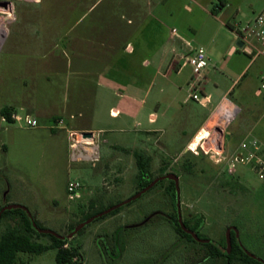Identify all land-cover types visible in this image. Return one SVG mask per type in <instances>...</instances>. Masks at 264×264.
<instances>
[{"label": "rangeland", "instance_id": "1", "mask_svg": "<svg viewBox=\"0 0 264 264\" xmlns=\"http://www.w3.org/2000/svg\"><path fill=\"white\" fill-rule=\"evenodd\" d=\"M50 3L51 0H16L18 21L9 25V34L0 50V207L11 202L24 205L43 226L66 235L70 225L76 224L89 210L91 202L99 205L104 201H122L136 192L138 167L132 150L142 149L152 158L151 178L168 172L179 176L182 217L204 216L200 231L203 239L224 244L228 228L233 226L241 245L264 259V179L243 162L229 172L227 162L215 161V151H221L224 146L226 155L236 152L247 137L259 139L264 148V56L253 58L238 47V36L232 27L258 14L264 8V0H227L223 6L220 0H166L159 7L152 6L154 16L160 20L148 21L144 28L139 25L136 38L133 27L122 22L125 27L122 41L132 40L136 51L113 55L115 61L129 67L127 72L140 83H149L153 78V85L138 120L141 125L117 124L114 132L103 134L102 139L106 137L108 142H100L102 166L86 161L71 162L68 133L53 129L55 121L46 115L58 110L63 97L60 89L52 86L50 77L58 72L55 79L60 85H66V74L73 71L69 70L73 55L67 46L66 29L51 21ZM58 5L61 11L65 9L64 2ZM102 24L109 29L118 23ZM145 26L153 32L152 47L147 45L142 50L136 40H145ZM174 27L194 48L204 47L209 58L205 74L211 72L206 76L212 79L207 84L213 93L212 102L190 99L184 106L194 110L192 120L184 116L175 119L188 87L181 90L177 86L169 87L163 75L167 73L166 66L159 69L161 64L157 60L163 43L171 46L179 40L176 38L174 42L170 37ZM182 43L180 49L168 51L170 61H175L174 68L186 62L192 53ZM233 45L236 50L231 53ZM144 58L149 63L142 65ZM90 72L93 74L85 80L92 82L91 85L103 82L113 72L119 73L110 69ZM121 75L123 83L131 78L123 71ZM77 76L70 74L71 87L66 88V95L73 93ZM170 80L178 82L180 77L173 72ZM199 92L200 96L205 95L203 88ZM23 100L40 106L38 113L33 115V107L20 110L11 106V117L15 120L13 114L30 113L38 121L36 127L26 126L23 121L9 123L1 114L4 106ZM151 112L157 114L154 122H150ZM210 112L207 127L197 133L191 149L182 150ZM82 119L86 126L89 121ZM146 129L158 131L146 136L143 132ZM216 129L224 134L221 132L218 137ZM117 143L125 147L117 148ZM117 153L121 159L110 164ZM76 181L83 185L82 196L69 199L68 185ZM174 202L169 179L159 180L138 199L122 205L116 214L95 220L68 238L66 246L79 250L73 261L80 264H224L221 258H203L207 246L202 241L184 238L177 243L178 234L168 220L174 212ZM10 224L14 222L2 220L0 231ZM36 239L49 242L47 236ZM56 252L57 249L40 254L19 252L18 260L20 264H56Z\"/></svg>", "mask_w": 264, "mask_h": 264}, {"label": "crops", "instance_id": "2", "mask_svg": "<svg viewBox=\"0 0 264 264\" xmlns=\"http://www.w3.org/2000/svg\"><path fill=\"white\" fill-rule=\"evenodd\" d=\"M60 1L64 2L65 6V9L62 11L58 8L60 7L58 5ZM164 1L166 0H51L50 5L53 11L51 21L53 23L61 24V26H64L66 29L65 35L68 38L67 46L69 52L73 55L69 70L74 71L67 72L66 77L68 80L66 81V85H60V83L55 79L58 77V72L53 74L54 77H50L52 86L55 85L56 89H60L63 94L60 106L58 107V110H56L58 114H54L56 111L54 112L52 110L46 113L48 117H51L55 121V125L52 126L53 129L66 130L67 133L72 129L95 131L102 130L103 134H106L108 132H114L116 128L113 127L117 124L120 125L134 122L136 125H141V122L138 120L142 115V110L144 108L143 104L145 103V100L152 88L153 78H150L149 83L147 79V82L140 83L138 78L131 76L130 73L127 72V68L129 69V67H122L120 63H116V58L113 55H119L122 51L124 52L127 50L131 53L136 51L135 43L132 42V40H128L126 42L122 41L124 33L123 29L125 28L122 25V22L126 21V24L130 28L133 27L134 31L132 34L136 38V31L139 25L140 28H144V23H147L148 21L153 22L154 20H160V18L154 16L152 6L156 4V6L159 7L164 3ZM220 2L221 6L227 4V0H220ZM54 11H56V13H54ZM94 11H97V13L93 14ZM243 16H246V14L243 13ZM17 21L18 20L15 22ZM106 22H116L118 24L108 29V25L102 24ZM64 23L65 25H63ZM147 28L148 27L145 26L143 34L145 40H136L138 48L142 50L146 47L148 48L147 45L152 47L150 41L153 38V32L147 31ZM132 34H130V36H132ZM124 35L126 36V34ZM171 39L173 41L176 40V38ZM181 44L183 43L180 39L176 40V43L171 46L170 44L168 45L167 43H163L160 47V51L158 52L159 54L161 53V56H159L157 60L161 64L159 69L166 66L167 73H164L163 75L167 78L169 87L177 86L179 90L188 87V94L183 99L181 105L182 109L178 112L179 114L176 115L175 119H178L179 116H184L186 119L192 120L195 117L194 110L190 107L184 106L188 104L190 99H193L188 98V95L194 92L199 94L200 88H203L204 94L209 95V100L212 102L213 93L207 89L208 81L211 82L212 79L210 78V80L208 76H206L199 89L194 90L190 83L192 79L191 66L187 62H184L181 66L177 68L175 67L176 69L174 68L175 61H170L168 51L170 49H180L179 45ZM235 50L236 47L233 45L231 53L235 52ZM144 63H149L147 58L142 60V65ZM103 69H110L118 71L119 73L113 72L110 76L105 78L103 82H94L93 85H91L92 82H86V76L93 74L90 71L97 73ZM122 71L131 76L128 82L123 83L121 81ZM173 72L176 73L177 77H180L178 82L170 80ZM71 73L78 75L77 81L74 83L75 85H73V93L71 94L68 92L66 95V88L70 90L71 87ZM208 73L206 75L210 76L211 72L209 71ZM235 82L236 80L232 82V85ZM146 86L147 88H145ZM223 97L217 103H219ZM36 99L37 98H35L34 102ZM115 103L119 105L116 106ZM7 106H12L20 110L33 107V115L34 113H38V107H40L34 105L33 102L26 100ZM211 113L212 112H210V115L207 116L203 123L193 133L191 138L185 143L182 150L191 149V143L196 138L197 133L207 127L211 118ZM151 115H153L154 118H151ZM156 117L157 114L151 112L150 122H154ZM82 118H86L89 121L86 126H84ZM98 120H101L102 122L99 123ZM93 121H95L94 124H92ZM14 122L17 121L14 120ZM65 122H67V125H64ZM104 122L105 124H103ZM217 130L221 129H216V131ZM154 131L158 130L146 129L143 132L146 136H148V134ZM221 132L224 134V131ZM103 141L108 142V139L104 137ZM122 146L123 144L121 143H117L115 145L117 148H121ZM117 159H121L118 153L110 164H113ZM102 163L103 156L101 155V161L94 166H102ZM106 165L107 163L104 166ZM103 203L106 202L104 201ZM107 203H109V201H107ZM8 204L10 203H7L6 205Z\"/></svg>", "mask_w": 264, "mask_h": 264}, {"label": "trees", "instance_id": "3", "mask_svg": "<svg viewBox=\"0 0 264 264\" xmlns=\"http://www.w3.org/2000/svg\"><path fill=\"white\" fill-rule=\"evenodd\" d=\"M216 11V9H215ZM12 109L9 106H4L1 109L2 116L8 122H14L11 117ZM126 149V148H125ZM129 150V149H126ZM132 153L135 156L138 173H137V185L138 188L136 190L139 191L142 188L146 187L149 183H151L154 178L151 176V156L142 149H134ZM163 174V173H162ZM173 187V197H174V212L168 217L169 222L174 228L175 232L178 234V242L181 239H188L190 241L196 242L197 240L191 233L185 231L178 220L177 208H176V187L174 180H169ZM135 192V193H136ZM121 200H117L115 202L109 203H100L99 205H94L91 202L89 205V210L85 211L83 217L76 222V224L70 225L69 232L72 231L76 225L80 222L86 220L87 218L111 207L112 205L120 202ZM129 204V203H128ZM2 206L0 207V209ZM123 207L120 206L111 212L101 216L98 219L104 218L111 214H116ZM4 219H8L13 221L14 224H10L6 227L4 231H0V264H20L18 260L19 252H28L40 254L49 249H57L56 252V264H80L76 261H73V258L79 254V250L76 247H68L66 246L68 243V239H62L52 233H43L37 231L25 209L17 207L14 209L5 210L0 218V222ZM97 219V220H98ZM185 226L197 233V235L202 238L200 234L201 228L204 224L205 218L201 214H195L190 218L183 219ZM37 226L40 228H46L43 224L35 219ZM82 230V229H81ZM80 230V231H81ZM60 234V233H59ZM47 236L49 238L48 243H44L36 237ZM231 251L227 253V242L221 244L223 249L211 242H204V245L207 246L204 249V257L203 258H221L224 261V264H264L256 258L252 257L247 253L246 248L241 245L240 240L236 236V232L234 230L231 231Z\"/></svg>", "mask_w": 264, "mask_h": 264}, {"label": "built area", "instance_id": "4", "mask_svg": "<svg viewBox=\"0 0 264 264\" xmlns=\"http://www.w3.org/2000/svg\"><path fill=\"white\" fill-rule=\"evenodd\" d=\"M16 0H0V50L2 49L6 38L9 34V25L16 20L14 15H10V11L14 13ZM21 1V0H17ZM26 2H38L39 0H25ZM236 32L238 39L243 43L241 49L253 58L264 56V8L254 17L247 19L244 23H237L232 26ZM171 38H179L191 48L192 53L186 57V62L192 68V79L190 81L194 90H198L206 78L205 69L209 65V58L204 47L194 48L190 41L182 37L177 28L170 31ZM264 87V83L262 84ZM188 98H193L201 103L209 101V95L200 96L197 92L190 93ZM16 121H23L26 126L36 127L37 119L30 113L13 114ZM151 118H154L151 115ZM84 131H92V137H84ZM103 131L102 130H76L68 131L70 161L81 162L86 161L93 165L101 161V146ZM224 146L221 151L216 152L217 163L227 162L229 172H233L237 163H245L250 165L257 172L261 179H264V148L259 139L255 137H247L241 141L238 151L226 155ZM83 185L81 182H70L68 185L69 199H78L82 196Z\"/></svg>", "mask_w": 264, "mask_h": 264}, {"label": "water", "instance_id": "5", "mask_svg": "<svg viewBox=\"0 0 264 264\" xmlns=\"http://www.w3.org/2000/svg\"><path fill=\"white\" fill-rule=\"evenodd\" d=\"M236 45L238 47H242L243 43L240 39H237V42H236ZM237 107V105H236ZM238 108V107H237ZM83 136L84 137H92L93 136V132L92 131H84L83 132ZM162 179H171V180H174L175 182V187H176V206H177V215H178V220H179V223L181 225V227L187 231L188 233H191L194 238L197 240V241H202V242H211V243H214L218 246H220L223 251H226L224 250V248L216 241L214 240H211V239H203V238H200L197 233H195L194 231L188 229L185 224H184V221H183V217H182V213H181V200H180V178L179 176L174 173V172H168V173H165V174H162L160 176H158L157 178H155L151 183H149L146 187L142 188L141 190L137 191L136 193H134L132 196H130L129 198H127L126 200H122L114 205H112L111 207L87 218L86 220L80 222L78 225H76V227L70 231L68 234L66 235H61L51 229H48V228H40L37 226V223L35 222V218L33 217L32 213L29 211V209L24 206V205H21L19 203H10L8 205H5L3 206L1 209H0V218H1V215L2 213L5 211V210H8V209H14V208H17V207H20V208H23L26 210V212L28 213L29 217H30V220L34 226V228L39 231V232H43V233H52L56 236H58L59 238H62V239H68V238H71L73 237L75 234H77L83 227H85L86 225L90 224L91 222L97 220L98 218H100L101 216L111 212L112 210L124 205V204H128L136 199H138L142 194H144L147 190H149L153 185H155L159 180H162ZM235 229V232L238 234V231L235 227H229L228 228V233H227V253L230 252L231 250V231ZM238 237V235H237ZM247 253L249 255H251L252 257L256 258L257 260L261 261L262 263H264V259L256 256L255 254L247 251Z\"/></svg>", "mask_w": 264, "mask_h": 264}, {"label": "bare ground", "instance_id": "6", "mask_svg": "<svg viewBox=\"0 0 264 264\" xmlns=\"http://www.w3.org/2000/svg\"><path fill=\"white\" fill-rule=\"evenodd\" d=\"M10 15L11 16L14 15V17H16L15 11H14V13H12V11H10ZM216 135L219 137L221 135V130H217Z\"/></svg>", "mask_w": 264, "mask_h": 264}, {"label": "flooded vegetation", "instance_id": "7", "mask_svg": "<svg viewBox=\"0 0 264 264\" xmlns=\"http://www.w3.org/2000/svg\"><path fill=\"white\" fill-rule=\"evenodd\" d=\"M170 180V179H169ZM176 208H177V206H176Z\"/></svg>", "mask_w": 264, "mask_h": 264}]
</instances>
